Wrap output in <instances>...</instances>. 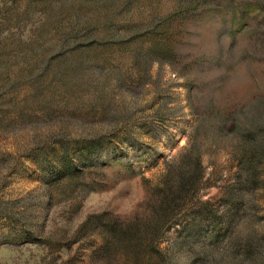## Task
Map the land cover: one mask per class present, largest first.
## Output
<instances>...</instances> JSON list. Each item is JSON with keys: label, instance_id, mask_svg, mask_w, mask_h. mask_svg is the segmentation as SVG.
Masks as SVG:
<instances>
[{"label": "rangeland", "instance_id": "obj_1", "mask_svg": "<svg viewBox=\"0 0 264 264\" xmlns=\"http://www.w3.org/2000/svg\"><path fill=\"white\" fill-rule=\"evenodd\" d=\"M0 264H264V0H0Z\"/></svg>", "mask_w": 264, "mask_h": 264}, {"label": "trees", "instance_id": "obj_2", "mask_svg": "<svg viewBox=\"0 0 264 264\" xmlns=\"http://www.w3.org/2000/svg\"><path fill=\"white\" fill-rule=\"evenodd\" d=\"M234 3V2H233ZM236 5H243L241 7H239V9L236 6H233L231 4L230 10L232 12L233 18L237 17L238 14H240V18L246 17L249 13H252L256 10H259L261 8V5L256 4L253 5L252 3L248 2V3H242V2H237ZM238 10H240L238 13Z\"/></svg>", "mask_w": 264, "mask_h": 264}]
</instances>
